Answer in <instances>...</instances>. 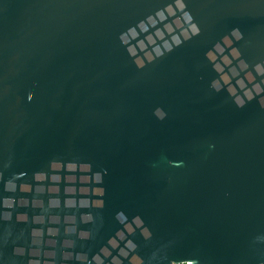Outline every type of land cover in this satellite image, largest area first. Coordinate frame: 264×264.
I'll return each instance as SVG.
<instances>
[{
	"label": "water",
	"instance_id": "95a60500",
	"mask_svg": "<svg viewBox=\"0 0 264 264\" xmlns=\"http://www.w3.org/2000/svg\"><path fill=\"white\" fill-rule=\"evenodd\" d=\"M0 264H264V0H0Z\"/></svg>",
	"mask_w": 264,
	"mask_h": 264
}]
</instances>
